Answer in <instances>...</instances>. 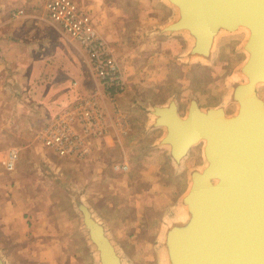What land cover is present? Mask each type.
Masks as SVG:
<instances>
[{
    "label": "rangeland",
    "instance_id": "rangeland-1",
    "mask_svg": "<svg viewBox=\"0 0 264 264\" xmlns=\"http://www.w3.org/2000/svg\"><path fill=\"white\" fill-rule=\"evenodd\" d=\"M77 1L93 15L125 78V91L113 101L95 86L82 56L57 26L45 34L52 33L58 43L41 44L37 22H25L46 18V0H0V38L5 41L0 48V254L5 264H96L74 203L80 194L107 219L125 264H164L162 235L174 219L185 216L180 200L190 171L205 164L204 143L191 144L180 164H174L169 147L155 145L165 128L151 125L153 105L173 100L184 106L194 97L201 106L231 104L227 113H233L238 100L224 98L245 61L240 49L246 35L239 29L228 31L232 35L220 32L209 59L192 58L185 32L158 30L177 17V9L164 0ZM18 9L23 10L22 23L13 30L12 12ZM27 51L31 57H20ZM64 63L78 66L81 90L71 69H62ZM36 65L39 71L33 73ZM61 83L54 95L60 90L69 95L71 89L73 94L53 105L50 89ZM256 92L264 104L260 85ZM93 94L107 117V133L115 128L124 136L125 154L119 147L108 161L115 169L99 164L102 168L95 170L81 162L107 133L95 139L93 152L83 160L57 157L37 137L48 117L76 97ZM11 147L19 155L8 171L2 161Z\"/></svg>",
    "mask_w": 264,
    "mask_h": 264
},
{
    "label": "water",
    "instance_id": "water-1",
    "mask_svg": "<svg viewBox=\"0 0 264 264\" xmlns=\"http://www.w3.org/2000/svg\"><path fill=\"white\" fill-rule=\"evenodd\" d=\"M164 1L177 9V17L158 30L188 28L195 35L190 55L203 51L206 60L213 29L214 35L218 25L232 28L238 15L256 18L257 31L247 45L253 55L245 67L255 75L264 72V0ZM239 101V113L232 117H217L218 111L209 109L186 119L172 101L153 105L151 125L165 128L158 144L169 146L174 164H180L191 144L205 141V164L190 171L180 200L186 206L185 220L169 223L164 233L169 264H264V104L254 92ZM74 203L96 264H125L103 222L80 194ZM0 264H5L1 254Z\"/></svg>",
    "mask_w": 264,
    "mask_h": 264
},
{
    "label": "built area",
    "instance_id": "built-area-1",
    "mask_svg": "<svg viewBox=\"0 0 264 264\" xmlns=\"http://www.w3.org/2000/svg\"><path fill=\"white\" fill-rule=\"evenodd\" d=\"M45 9L49 20L82 56L95 86L104 89L111 101L124 92L126 81L119 63L109 43L98 32L89 9L77 0H46ZM22 12L18 9L12 16ZM106 118L94 94L78 96L69 107L48 117L37 137L57 157L83 160L91 154L95 139L107 133ZM18 155L17 147L8 149L2 161L6 170L14 169ZM119 168L125 170L127 165L121 164Z\"/></svg>",
    "mask_w": 264,
    "mask_h": 264
},
{
    "label": "crops",
    "instance_id": "crops-1",
    "mask_svg": "<svg viewBox=\"0 0 264 264\" xmlns=\"http://www.w3.org/2000/svg\"><path fill=\"white\" fill-rule=\"evenodd\" d=\"M45 14L46 18L44 19V17L42 16L40 19V21H31V19H28L27 18L25 19V22L26 23H36L37 22V25H38V28L41 29V35H39V41L41 44L43 43H48L49 41H51L52 43L56 44L58 43V40L57 38L52 34V33H49V34H45V32L48 30V29H54V30H58V28L49 20L48 16H47V13H46V9H45V2L43 4V15ZM29 16V15H28ZM31 16V15H30ZM179 16V15H178ZM23 16H17V17H12L11 20L14 21V27H13V30L15 29V27L22 21V18ZM24 21V20H23ZM22 23V22H21ZM12 30V31H13ZM180 31H183L186 33V35L188 36L189 38V42L190 44H194L195 43V40H194V36L193 34H191V32L189 31V29H185V30H180ZM16 32L18 33V30H16ZM51 32V31H49ZM217 33H215V37H217V34L220 33V31L217 29L216 31ZM190 33V34H189ZM63 38L64 40H69L64 34H63ZM216 40V39H215ZM23 44H26V43H23ZM5 46V41H2V39L0 38V48L4 47ZM43 53V52H42ZM192 58L194 57H198L200 59L203 58V53L202 54H196V52L194 54L191 55ZM20 57H25V58H29L31 57V53L30 52H26L24 53L23 55H21ZM33 57V55H32ZM43 57V56H41ZM58 58H62V57H58ZM202 60H206L205 58L202 59ZM50 65H48L47 67H49ZM66 66V69H71V72L73 73V75L76 77L74 79H76L79 83V89L81 90V87L82 85H80L81 83V74L79 73L80 70L78 68V66L74 65L73 67H70L68 65H66V63H64V66L62 69H64ZM70 67V68H69ZM39 71V67L36 65L35 68H34V71L33 73H37ZM64 83V82H63ZM61 83L59 86H57V88H54L52 87L50 89V91H53V94L52 96H50L49 98V101L54 99L53 100V105L55 102H59V103H64L67 101V97L69 98L72 94H73V90L71 89L70 92H69V95H67V93H64L63 91L60 90V92L57 94V95H54V93H56L58 90V88L61 87V85L63 84ZM54 96V97H53ZM47 97V96H46ZM170 101V100H169ZM169 101H164V102H161L159 104H157L156 106L158 107H162L164 105H166ZM52 104V103H51ZM110 104V103H109ZM152 123V122H151ZM151 126V125H150ZM123 135V133L121 134L120 132H118L115 128L111 129L110 132L108 131L107 135L105 136V138L103 139V141H99L97 143V146H96V149L94 150V153L91 154V156H89L85 161H81V162H86V164L89 166V168L91 169H95V170H98V168H102L101 166H98L99 164H102L104 165L105 167L109 168V169H115L113 166L111 167L110 163L108 162L109 161V158H110V154L112 152H115V150L119 149V147L122 149V151L124 152L125 154V148H124V142H123V138L124 136H121ZM155 145H159V144H156ZM166 145V144H165ZM167 147H169L168 145H166ZM93 152V151H92ZM96 153V154H95ZM99 154H101V156L103 157H100L98 158V156H100ZM105 156V157H104ZM102 160V162H100ZM117 171V170H116ZM111 179V178H109ZM107 179V181L109 180ZM92 208V207H91ZM94 211V210H93ZM95 212V211H94ZM95 214L97 215V217L99 218V220H101L106 228V232L107 234L109 235V237L112 239V241L115 243L110 231H109V223L107 221V219L103 218L102 215H100L99 213L97 214V212H95ZM9 232L10 231H13V230H10V229H7ZM86 235V234H85ZM87 237V236H86ZM88 241V239H87ZM89 243V241H88ZM90 245V243H89ZM91 247V250H92V246L90 245ZM1 245H0V250H1Z\"/></svg>",
    "mask_w": 264,
    "mask_h": 264
},
{
    "label": "flooded vegetation",
    "instance_id": "flooded-vegetation-1",
    "mask_svg": "<svg viewBox=\"0 0 264 264\" xmlns=\"http://www.w3.org/2000/svg\"><path fill=\"white\" fill-rule=\"evenodd\" d=\"M236 19H234V20H236ZM237 20H238V22L241 21L240 19H237ZM238 22H236L235 23L236 26L234 25L232 28L218 25V30L220 32H227L230 35H232L234 33L228 32V31L239 29L240 31H242L246 35V36L243 35L242 46L244 44V46H243L244 49H242L241 45H240V48H241L240 50L242 51V53L245 54V59H244L245 61L241 62L242 64H240L239 67L236 69L237 70V74L233 76V80H231L230 83H229V85L231 84V86L233 84V87H232L233 89H231L232 92L231 91L227 92V95L224 98V102L226 100H229L230 97L231 98L233 97V98L238 100L236 102V105L234 106L233 113H231V114L227 113V109H228L229 105H231V104L223 103L221 101L219 103L211 104V105H208V106H201L199 101H198V99L193 97V98H190L188 103H186L184 106H181V105L179 106V105H176L177 103L172 100V102L177 107L178 115L181 114L180 113V109H183V114L179 115L181 118L188 119L189 116L197 115L196 113L194 114V112H196V111H201L203 114H207V110H209V109H216L218 111V113L216 114L217 117L218 116L232 117V116L237 115V113H239L238 112L239 109H240V101H239V99L242 96H247L250 93L254 92L257 95V97H260L257 94L256 89H257V86L260 85L261 88L264 90V82L262 81L263 77L262 78L260 77V75H262V73L259 74V75L258 74L255 75L254 72H252L251 70H247V68L245 67V65H246L245 62L248 59L247 58L248 52L251 55V56L249 55V58H251L252 55H253L252 54V52H253L252 48L250 50L249 46L247 47V45L249 43H251V41L254 39L255 33H254V30H252V32L250 30L251 33L247 35L246 33H249V32H247L243 27L238 28V26H241V25L238 24ZM241 22H243V21H241ZM234 27H236V28L234 29ZM255 31H257L256 27H255ZM249 38L250 39L252 38V39L250 40ZM247 39H249L250 42L247 41ZM234 80L237 81V83H234L235 82ZM259 83H263V84H259ZM231 86H230V88H231ZM221 92H222V89H221ZM221 92L220 93L218 92V94H216V96L221 95ZM247 98H249V97H247ZM175 135L177 136V131H175ZM199 141L202 142V145L205 142L203 139H200Z\"/></svg>",
    "mask_w": 264,
    "mask_h": 264
},
{
    "label": "bare ground",
    "instance_id": "bare-ground-1",
    "mask_svg": "<svg viewBox=\"0 0 264 264\" xmlns=\"http://www.w3.org/2000/svg\"><path fill=\"white\" fill-rule=\"evenodd\" d=\"M239 17L237 18V19H240L241 21H243V22H241V21H239L238 22V24L239 25H241V26H238V28H241V27H243L247 32H249V33H246L247 35L248 34H250L251 32H252V30H254L255 29V25L257 26L258 25V22H257V19L256 18H250V19H245L246 17H244V16H242V15H238ZM242 16V17H241ZM236 19V21H238ZM255 21V24H254V21ZM236 26V25H235ZM236 27H234V29H235ZM185 29H187L186 27H185ZM227 29V28H226ZM256 29H257V27H256ZM182 30V29H181ZM214 30L215 29H213V31H212V33H211V35H210V37L212 38V36H213V38H212V40H211V44H213V42L215 41V39H216V35L214 34L213 35V32H214ZM232 30V29H231ZM250 30H251V32H250ZM192 34V33H191ZM193 36L195 37V35L193 34ZM250 39V38H249ZM247 39V41H249L250 42V40L252 39ZM195 44V43H194ZM251 50V49H250ZM249 50V51H250ZM253 51V50H252ZM203 53V51L201 52V51H199V52H196V54H202ZM249 55H250V53L248 52V55H247V58L249 59ZM251 56V55H250ZM205 57L203 56V58L202 59H204ZM252 75V74H251ZM259 75V74H258ZM260 77L262 78V81L264 82V72H262V75H260ZM248 78V77H247ZM257 81V80H256ZM186 215V214H185ZM185 220V216L183 217V218H181V219H174V222H181V221H184ZM164 233H165V230H164ZM164 233H163V235H162V237H164ZM91 246H92V244H91ZM93 247V246H92ZM161 251V257H162V260H163V262H164V264H169L168 263V261H167V259H166V256H165V254H164V249H161L160 250ZM94 253H95V251H94Z\"/></svg>",
    "mask_w": 264,
    "mask_h": 264
}]
</instances>
